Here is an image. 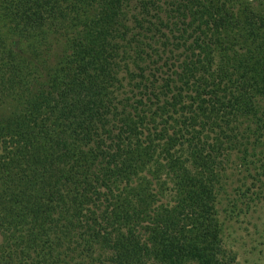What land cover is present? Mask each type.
I'll return each instance as SVG.
<instances>
[{
    "label": "trees",
    "instance_id": "obj_1",
    "mask_svg": "<svg viewBox=\"0 0 264 264\" xmlns=\"http://www.w3.org/2000/svg\"><path fill=\"white\" fill-rule=\"evenodd\" d=\"M264 207V0H0V264H232Z\"/></svg>",
    "mask_w": 264,
    "mask_h": 264
},
{
    "label": "rangeland",
    "instance_id": "obj_2",
    "mask_svg": "<svg viewBox=\"0 0 264 264\" xmlns=\"http://www.w3.org/2000/svg\"><path fill=\"white\" fill-rule=\"evenodd\" d=\"M253 215L226 221L223 242L237 253L232 264H264V207Z\"/></svg>",
    "mask_w": 264,
    "mask_h": 264
}]
</instances>
